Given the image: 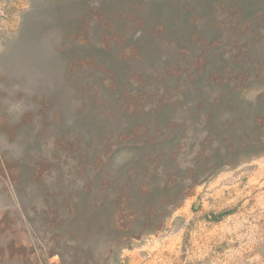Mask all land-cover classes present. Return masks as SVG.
<instances>
[{
	"label": "rangeland",
	"instance_id": "rangeland-1",
	"mask_svg": "<svg viewBox=\"0 0 264 264\" xmlns=\"http://www.w3.org/2000/svg\"><path fill=\"white\" fill-rule=\"evenodd\" d=\"M82 1L0 0V264H264V155L184 182L166 209L148 176L113 177L140 143L102 117L105 66L140 67L124 43L141 25L112 31L101 0ZM180 137L184 167L198 134Z\"/></svg>",
	"mask_w": 264,
	"mask_h": 264
},
{
	"label": "trees",
	"instance_id": "trees-1",
	"mask_svg": "<svg viewBox=\"0 0 264 264\" xmlns=\"http://www.w3.org/2000/svg\"><path fill=\"white\" fill-rule=\"evenodd\" d=\"M99 10L112 31L127 34L135 20L141 25L140 38L124 43L136 47L140 67L128 59L105 66L113 98L99 107L102 117L140 143L113 176L118 182L148 176L166 209L184 197L173 191L184 182L194 185L233 160L264 155V0H101ZM132 100L140 103L134 111L127 109ZM189 128L198 137L183 167L178 145ZM79 141L88 150L102 138Z\"/></svg>",
	"mask_w": 264,
	"mask_h": 264
}]
</instances>
